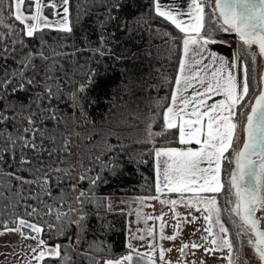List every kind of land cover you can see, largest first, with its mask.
I'll return each instance as SVG.
<instances>
[{"label":"snow or ice","instance_id":"1","mask_svg":"<svg viewBox=\"0 0 264 264\" xmlns=\"http://www.w3.org/2000/svg\"><path fill=\"white\" fill-rule=\"evenodd\" d=\"M150 4L158 17L169 21L183 35L172 38L182 41V49L170 104L162 113L164 133L149 130L143 134V140L137 141L153 145L147 155L153 157L157 178L154 185L157 195L145 196L140 203L143 205L146 200H156L161 205H170L176 231L173 235H164L166 224L163 223V213L159 217L144 216V223L147 225L149 220L161 221L160 240L175 241L181 221L195 224L200 217L193 212L201 213L208 226L196 231L206 232L207 235H201V243H183L179 249L181 256H186L189 248L203 247L206 252L213 253L227 249V264H246L239 256L233 257L234 240L229 237L230 229L221 220L224 213L234 215L239 218L238 224L233 222L235 235L254 234L255 239L247 242L254 247L259 264H264V230L261 228L264 222V88L251 104L250 112H241L246 124L242 128L245 139L240 147H237L240 122L236 119V110L243 109L246 103L251 102L252 89L250 69L240 58L247 59L248 50L253 46H257L258 54L264 56V0H214V3L213 0H190L186 10L182 0H150ZM99 7L103 11V15L98 16L99 26L103 28L116 18L114 12L122 9L124 4L121 0H101ZM45 10H48V15ZM3 11H7L21 27L0 34V124L20 121L22 126L13 124L14 133L0 131V165L5 163V153H11L16 160L15 165H10L11 171L0 170V199L5 202V210L22 206L24 213L21 216L13 212L14 219L10 223L15 227H8V222L3 220H0V227L8 232H19L23 239L36 240V247L29 246V250L37 264L46 257L63 260L68 255V249L61 244L49 245L41 234H51L53 231L63 234L67 227L74 226L78 231L69 240L74 249L86 230L84 205L88 202V196L81 191L76 197L79 210L64 202L63 191L54 197L53 175L60 173L70 176V172L64 173L63 169L41 158L44 152L48 153L49 159L55 154L44 147L47 136L43 125L45 120L60 123L57 105L65 95L59 87L60 78L56 75L62 53L51 48L44 36L45 30L72 34V12L75 11V23L79 24L91 9L76 8L72 0H9L8 7L0 10V27L11 28L4 23L8 17L3 15ZM185 16L189 18L187 22L183 19ZM213 17L216 18L215 23H212ZM220 32L238 36V53L231 58L236 62H230L209 49L210 45L218 42L215 34ZM31 41H37L36 45L32 46ZM220 42L228 43L226 40ZM86 76V82L78 84L76 91L69 94V99L78 108L82 107L84 93L96 83L91 71ZM35 88L41 91L29 98L28 94ZM20 94L24 95L27 103L19 100ZM12 97H17V102H10ZM214 97L222 98L213 100ZM245 97L249 99L246 101ZM162 134L171 135L174 139L156 147L153 141ZM124 147L122 144L110 146L105 153H116ZM62 150L71 154L70 136L64 139ZM138 155L141 158L137 162L146 163L142 159L143 154ZM35 162L41 166H34ZM94 162L102 164L94 177L89 175L92 169L83 168L82 160L79 164L82 174L77 179L88 180L89 191L104 182L101 172L105 169L115 172L116 167L110 168V165H118L113 160L104 163L101 156H96ZM222 171L227 175V180L222 181ZM72 187L75 190V185ZM165 194H175L177 199H161ZM221 197L222 203L218 199ZM49 199L53 201L52 204L47 203ZM29 201H35V204ZM178 205L189 210L188 216L181 217L176 211ZM61 207H67L68 211L61 212ZM141 216L137 212V222ZM52 219L59 223H52ZM137 231L154 235L152 228ZM133 238L143 240L144 236L134 235ZM208 245L213 247L209 248ZM128 247L131 249V244ZM148 247H159L160 261H164L165 252L172 251L171 248L164 249L152 243ZM105 251L103 244L95 248L89 245V251H82L81 257L89 259L90 264H132V254L117 258L102 255L99 259L89 255L91 252ZM132 252L141 260L146 259L147 264H156L150 252L140 253L136 249H132ZM166 264H171V261Z\"/></svg>","mask_w":264,"mask_h":264},{"label":"trees","instance_id":"2","mask_svg":"<svg viewBox=\"0 0 264 264\" xmlns=\"http://www.w3.org/2000/svg\"><path fill=\"white\" fill-rule=\"evenodd\" d=\"M121 2L124 7L114 12L116 18L101 28L98 19V16L103 15L99 7L101 0H72L76 8L91 9L90 14L82 17L79 24L75 23V11L72 12L73 33L68 35L45 30L44 40L51 48L62 53L56 75L60 78L59 87L65 95L57 105L60 123L45 120L43 125L47 136L44 147L55 154L49 159L48 153L44 152L41 158L44 162L63 169L64 173L70 172V176L60 173L53 175L54 197H58L63 191L64 202L79 210L80 205L76 202V197L84 191L88 202L84 205L87 215L83 239L74 249L69 244L70 238H74L78 231L74 226L67 227L63 234L55 231L51 234L42 233L41 238L49 245H64L68 249V255L63 260L46 257L40 264H90L89 259L81 257L82 251H89V245L94 248L100 244L104 245L105 252L89 253L97 259L102 255L110 258L121 256L129 250L126 242L127 213L122 209H108L106 197L113 194L150 195L155 191L153 157L147 155L153 145L137 141L143 140V134L149 130L153 133H164L162 113L170 102L181 53V41H174L172 38L183 34L169 21L155 14L150 0ZM8 5L9 0H0V10L6 9ZM45 14H49L48 10H45ZM3 15L8 17L4 23L11 28L0 27V34H7L11 29L18 30L21 27L7 11H3ZM215 22L216 18L213 17L212 23ZM215 35L219 42L228 41L225 45L229 48H232L236 41L232 37L237 36L235 33L223 32ZM36 43L37 41H31L32 46ZM97 49L100 51H96ZM245 63L252 77L251 64L248 60H245ZM90 71L95 75L96 83L84 93L82 107L78 108L69 99V94L76 91L78 84L86 82V74ZM251 84L250 96L254 93L253 78ZM40 91V88L33 89L28 94L29 98ZM247 99L248 97H245V100ZM19 100L27 103L23 94H20ZM10 102H17V97H12ZM17 110L19 111V107ZM236 112V119L240 121L241 109ZM13 124L16 127L22 126L20 121H13L0 124V131L14 133ZM68 136L71 137L70 155L62 150L64 139ZM173 139L171 135L162 134L153 144L156 147L162 146ZM120 144L125 146L122 151L105 153L106 148ZM138 154H143L142 159L146 163L137 162L141 158ZM96 156H101L104 163L113 160L117 161L118 165H110V168L116 167L115 172L109 169L101 172L104 182L98 183L89 191L88 180L77 179L82 174L79 164L82 160L83 168L92 169L89 175L94 177L102 167L101 163L94 162ZM4 160L0 170L11 171L10 165H15L16 160L12 158L11 153H5ZM34 166L41 165L35 162ZM225 175L222 171V181L226 180ZM218 199L223 202L222 197ZM4 203V200L0 199V220L8 222V227H15V224L10 223L14 219L13 212L23 216L24 208L20 206L5 210ZM28 203L34 205L35 201ZM47 203L52 204L53 201L49 199ZM59 210L68 211L67 207H61ZM222 217L230 229L229 237L233 238L237 247L239 243L233 223L227 213ZM51 222L59 223L54 219ZM1 229L3 228L0 227Z\"/></svg>","mask_w":264,"mask_h":264},{"label":"rangeland","instance_id":"3","mask_svg":"<svg viewBox=\"0 0 264 264\" xmlns=\"http://www.w3.org/2000/svg\"><path fill=\"white\" fill-rule=\"evenodd\" d=\"M214 3V0H213ZM218 15V13H217ZM235 38L234 46L230 48L232 50L233 54L236 56L238 53V47H239V39L238 36L232 37ZM229 43V42H228ZM227 43V44H228ZM225 44V43H223ZM249 51V57L245 59L244 57H241L240 59L245 62V60H248L251 64V74L254 82V93L251 95V100L253 96L259 91L260 88V71L262 67V57L258 54V50L256 46H253ZM246 64V63H245ZM249 99V98H248ZM247 99V100H248ZM246 100V101H247ZM251 103V102H250ZM250 103H246L245 107L241 109V112L247 113ZM240 112V123L238 125V132L237 135L240 137V142L237 145L239 147L242 138H243V123H244V116L241 115ZM226 180L228 179L227 175H225ZM149 196V195H136V194H121V195H108L106 197V203L107 208L110 210L113 209H122L126 211L127 213V231H126V242L127 245L131 244L132 249L138 250L140 253L150 252L152 254V258L156 260V264H166L167 261H171V264H192V262H195V264H227V256H228V250L225 249L224 251H216V252H206L203 247L192 249L189 248L186 250L187 255L181 256L180 254V247L183 243H190L191 241H195L197 243H201L200 237L201 235H207V233H202L196 231L197 228L203 229L207 227L202 219L201 213H195L194 215L200 217L197 223L190 224L181 221V229L179 231V235L177 236L175 241H169V240H160V223L159 220H149L147 222V225H145L143 217L144 216H153V217H159L163 213V223L166 224V227L164 228V235H173L176 231L174 225L176 223L173 212L170 210V205H161L156 200H146L144 201L143 205L140 203L141 198ZM171 199H177L172 197ZM111 206L110 208L108 206ZM176 211L181 214V217L188 216L189 210L183 207L182 205H178L176 208ZM137 212H140L142 214L141 219L139 222H137ZM259 215V213H257ZM229 216V215H228ZM232 223L235 221V223H239V218L235 217L234 215L229 216ZM189 219L191 217L189 216ZM222 222L227 227L224 218L221 217ZM264 225V222L261 223ZM152 228L154 229V235L149 236L145 231H137L138 229L143 230L145 228ZM27 232L28 230L25 229ZM215 231V229H214ZM195 232V235L193 233ZM235 233V231H234ZM139 237L144 236V239L141 240L139 238H133V236ZM8 236H2L0 238V251H3L4 256L8 259H14L15 258V251L12 248V245H15L16 243L11 241V239H7ZM238 238V246L233 248L232 255L233 257L239 256L242 261L246 262V264H259L258 258L255 256V254L252 253L251 249L244 244L242 234L237 237ZM149 243H152L157 246H162L164 249L171 248V252H165V259L164 261H160L158 259L159 255V247H156L155 249H150L148 247ZM209 248L213 247L212 245H208ZM132 249L128 252L126 255L132 254L133 255V261L132 264H147V260H141L138 256L135 255L134 252H132ZM193 252L195 253L193 255ZM10 261V260H9Z\"/></svg>","mask_w":264,"mask_h":264},{"label":"crops","instance_id":"4","mask_svg":"<svg viewBox=\"0 0 264 264\" xmlns=\"http://www.w3.org/2000/svg\"><path fill=\"white\" fill-rule=\"evenodd\" d=\"M164 2H167V0H164ZM189 2H190V0H182L183 7L185 8V10H186L187 4ZM183 19L185 20V22H187L189 18L187 16H185V17H183ZM181 49H182V41H181ZM209 49L211 51H214L218 56L223 57L226 60H230V62H236V61L231 60V58H233L235 56L233 54L232 50H230V48L227 45H225V44H223V43H221L219 41L215 45H210ZM180 55H181V53H180ZM233 71L236 72L237 69H233ZM177 74H178V67H177L176 76H177ZM173 91H174V85L172 87L171 93ZM220 98H222V97H214L213 100L220 99ZM209 102L211 103L213 101H209ZM169 104H170V102H169ZM174 146H178V147H181V148L184 147L183 145H174ZM157 147H159V146H157ZM192 147L195 148V147H198V146L197 145H192ZM156 179L157 178H156V175H155V183H156ZM150 195L154 196V195H157V193L154 191V193L150 194ZM172 197L177 198V196L175 194H165V195L161 196V199L169 200ZM0 232H3V234L0 235V238L3 235L4 236H8L7 239H11V241L16 243L15 245H12V248L15 251V258L14 259H8V258H6L4 256L3 251H0V264H29V261H31V264H37V261L32 260L33 253H31L30 250H29V246L36 247V245H37V241L36 240L23 239L19 232H8V231H5L4 229H1ZM0 249H1V247H0ZM131 249H129L128 252ZM128 252L123 253L119 257L126 256V254Z\"/></svg>","mask_w":264,"mask_h":264},{"label":"water","instance_id":"5","mask_svg":"<svg viewBox=\"0 0 264 264\" xmlns=\"http://www.w3.org/2000/svg\"><path fill=\"white\" fill-rule=\"evenodd\" d=\"M256 47H257V46H256ZM257 50H258V47H257ZM261 57H262V62H263V63H262V67H261V71H260V75H259V79H260V88H259V91L253 96V98H252V100H251V103H250V106H249V109H248L247 113L250 112L251 104L254 103L255 98L260 94V90H261V88H264V56H261ZM245 124H246V120H244L243 126H244ZM244 139H245V136H244V134H243V138H242V141H241L239 147L242 146ZM262 230H263V229H262Z\"/></svg>","mask_w":264,"mask_h":264},{"label":"flooded vegetation","instance_id":"6","mask_svg":"<svg viewBox=\"0 0 264 264\" xmlns=\"http://www.w3.org/2000/svg\"><path fill=\"white\" fill-rule=\"evenodd\" d=\"M261 228L264 230V225L261 224ZM242 237H243L244 244H246V246H247L248 248H250L251 251H252V253L255 254V256L258 258V256L256 255V253H255V249H254V247L252 246V244H249V243L247 242L249 239H251V240H254V239H255L254 234H251V233H249V234H247V235L242 234ZM258 262H259V261H258Z\"/></svg>","mask_w":264,"mask_h":264}]
</instances>
